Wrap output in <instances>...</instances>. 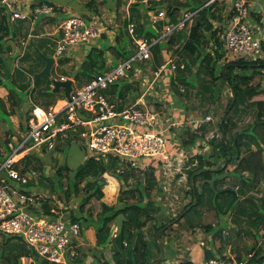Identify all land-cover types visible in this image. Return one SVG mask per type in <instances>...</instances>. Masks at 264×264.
<instances>
[{
  "label": "trees",
  "instance_id": "trees-1",
  "mask_svg": "<svg viewBox=\"0 0 264 264\" xmlns=\"http://www.w3.org/2000/svg\"><path fill=\"white\" fill-rule=\"evenodd\" d=\"M219 5L215 3L212 6L200 9L203 6L201 3L196 8L191 9V12L200 10L192 18L188 33L185 35L179 33V36L173 35L168 41H157L152 46V56L157 63L156 67L168 60V57L166 58L168 54L164 57L163 54L164 50L171 47H174L178 54L185 56V67L183 70L176 71L175 73H170L169 70L166 71V84L174 88L175 84H177L175 96H184L186 94L179 93L180 86H196L184 76L192 63L197 65L196 72L199 76H202L200 81L201 101L207 100L210 103H214L220 98L223 88L226 87L232 90L235 97L234 105L230 108L232 102L230 97L224 111V122L221 125L220 121L216 123L219 133L224 132L225 139L220 138L217 141H213L216 142V145L212 146V154L208 156L198 155L196 167L190 169L187 173L189 187L187 194L191 196L188 211L192 209L196 210L205 201L207 205H210L211 210L214 211L217 217L225 216L233 212V232L237 235L245 233L248 237L254 236L256 238L258 231L264 228V195L258 199L244 198L240 200L235 187H229L230 190L225 191L224 189L226 187H217V185L222 182L224 178L223 174L228 165L234 166L233 170L228 174L237 179L242 185L254 189L260 182L264 181V56L257 61H247L240 57L233 59L228 55L219 36V33H222L224 29L223 27L219 29V27L215 26V23H226L230 15L229 17H223L222 12L224 7ZM168 14H171L170 10ZM8 24L7 17L0 14V41L9 35ZM141 36L148 38L150 42L159 38L157 31L155 32L150 28L143 31ZM128 37L123 36L122 38H117V45L114 47L110 46L109 49H106V47H90L78 69L79 73L81 72L84 77L89 78V82L95 75L105 73L117 67L121 62L129 60L135 54V50L131 49L130 46L133 45L128 42ZM34 46L37 47L36 45ZM107 50H110V53L114 57L109 63L106 57ZM52 53L50 51L49 56H52ZM140 66L142 64L134 63L132 70L139 69ZM31 74L33 73L31 72ZM258 76L260 77V81L254 84L253 81ZM208 77L209 79H207ZM128 80L127 77L117 80L104 91L105 96L110 101L112 97L120 98L121 101L118 104L120 109L125 105L123 101L126 98L131 101L129 102L130 104H133L140 97V93L138 92L139 87L133 88ZM4 84L3 79L0 77V87L4 86ZM27 88L26 85L23 86L24 91ZM34 89L35 87L33 86L31 92ZM48 89L50 90V85L43 91L41 97V104L44 105L45 109L55 105V99L49 100L47 98V95L50 94ZM9 94H11V91ZM172 94L174 95V91ZM258 96H262L263 98L258 101H253ZM173 101L175 100L173 99ZM246 101H250L251 106L253 105L255 107L254 121L247 128L232 133V120L229 119V113L233 112L236 114L239 104ZM174 113L178 121L185 122L187 119L183 112L175 110ZM209 127L207 124L201 125L197 129L198 132L192 133L182 146L190 148L195 145L198 139H204ZM25 131H27V128ZM7 144L8 141L3 143L2 146H6L7 149ZM227 148L231 151L232 158L226 166L215 172L204 171L199 174V171L213 168L221 159L227 158ZM42 156L45 157V151L34 149L14 168L18 169L21 164L25 168H34L35 170L43 171L42 166L39 167L37 165V162L41 160ZM114 160L116 161V159H109V162L105 163L104 159L97 160L89 157L82 165L72 171L73 177L66 185L65 195L67 197L72 193L76 195L80 190L85 196L80 200L77 215L73 213L65 219L70 220L72 223H77L80 226L82 237H84L85 229L89 227L93 228L96 238L95 246L97 248L104 247V249L110 248L112 254L111 260H106L104 257V261L95 259L92 261L93 264H150L160 255L158 241L163 244L160 237L164 232V228L167 226L149 225V222L154 218V214L161 207L151 196L154 190L153 188L159 186L156 169L150 168L148 171H145L144 183L139 182L135 189L122 191L120 197L117 199V203L109 206L102 201L104 194L100 183L104 182L101 177L107 173L123 181V176L112 170L117 169L115 168ZM63 171L70 172V169L68 166L62 165L56 170V177L58 178L56 184L60 190L64 189V184L62 183ZM214 176L222 178L221 180L215 179ZM3 178L4 176L0 174V180ZM43 180H47L46 175H43L41 179L40 184L42 187H44ZM80 185L82 187L78 189ZM206 186H209L210 189L212 188L210 196L207 197L205 196ZM24 189H28V187H24ZM107 189H109L108 186ZM220 190L223 191L220 192ZM47 191L52 194L56 190L48 187ZM157 191L158 194L161 192L158 189ZM92 199L100 201V211L95 216L90 213L83 215V208ZM128 199H133L134 201L129 202ZM195 200L196 204L194 205ZM42 209L46 216L56 218L51 214L49 206L43 205ZM186 210L185 208L183 209L184 214L188 212ZM183 217L184 215L181 218ZM243 221L249 224V229L243 230L240 228L241 222ZM113 222H117L118 228L115 237L107 241L110 236V226ZM146 229L147 231H145ZM252 229H255V231L252 232ZM152 230L153 232L149 233ZM226 236L227 238L223 235L222 243L224 245L229 243L227 240L230 237L228 234ZM6 240L9 243L7 248L1 252L2 264H18V261L21 260L22 262L24 258L32 259L33 263L31 264H53L38 258L32 251L13 238L9 237ZM163 246L165 248L164 244ZM78 253H80L79 248ZM235 256L238 261H243L239 254L236 253ZM247 256L246 264H264V251L261 249L254 248L253 251H249ZM166 259L167 256L153 264H163ZM67 264L84 263L76 257Z\"/></svg>",
  "mask_w": 264,
  "mask_h": 264
},
{
  "label": "built area",
  "instance_id": "built-area-1",
  "mask_svg": "<svg viewBox=\"0 0 264 264\" xmlns=\"http://www.w3.org/2000/svg\"><path fill=\"white\" fill-rule=\"evenodd\" d=\"M151 1L126 0V31L135 45V54L129 60L105 73L95 75L84 86L73 90L70 99L65 100L58 111L36 108L32 116L34 119L30 121L20 144L8 142V150L6 146H0V155L5 154L0 165V174L4 176L0 180V234L18 241L40 259L53 264H67L79 255L78 248L83 245V241L81 228L77 223L62 217L49 218L37 211L38 204L42 209V204L36 199L37 194L31 189H24L37 181V171L21 164L18 169L14 168L28 153L37 148L53 150L59 142L76 136L84 141L89 157L97 160L111 157L131 169L140 168L142 160L160 158L162 164L158 183L163 190V206L169 207L171 211L167 213L173 214L178 197L171 193V189H174V183L187 182V175L182 169L184 160L187 162L195 156L182 154L178 159L168 155L167 148L172 135L169 132L172 129L181 130L184 123L178 121L174 113H170L167 105L159 109L148 108L146 95H150L149 90L160 93L161 87L168 86L166 71L175 73L183 70L184 62L177 63L172 57H168L167 61L152 71L149 79H142L144 91L140 97L121 109L105 96L104 91L130 73L137 78L140 71L132 70L134 63L145 64L150 61L152 46L157 41H168L174 34L187 30L188 24L200 9L215 3L229 2L231 5L228 24L220 35L228 55L233 59L240 57L247 61H257L264 56V33L250 21L247 0H205L198 11L186 12L179 22H167L158 32L159 38L150 42L136 35V24L130 9L134 4H143L149 9ZM55 10L58 8L44 2L31 5L25 0H0V14L6 16L9 23L30 22L32 27L37 19L53 16ZM165 17L164 11H151L149 25L155 28ZM54 35H57L55 56L59 58L74 47L90 44L99 37L100 30L81 16L69 15L63 21H58ZM32 37V33H28L21 46L26 47ZM167 92L172 94L173 91L168 88ZM184 92L185 87L180 86L179 93ZM160 109L166 114L160 112ZM202 124L214 125L215 121L207 116ZM220 138L217 127L208 132L204 139L217 141ZM200 145L207 150L205 143L200 144L198 139L191 151ZM196 164L194 161L189 169ZM189 264H246V261H238L227 253Z\"/></svg>",
  "mask_w": 264,
  "mask_h": 264
},
{
  "label": "rangeland",
  "instance_id": "rangeland-1",
  "mask_svg": "<svg viewBox=\"0 0 264 264\" xmlns=\"http://www.w3.org/2000/svg\"><path fill=\"white\" fill-rule=\"evenodd\" d=\"M184 1L186 2L187 5H184L185 3H183L182 5L180 4V5L170 7L166 3H161L157 7H158V9L163 10L164 12L171 10L170 8H175V14L174 15L178 20L177 22H179L181 19H183V12L186 10H190L196 2V0H184ZM96 2L98 3V5H100L101 7L104 8V2H102L100 0H96ZM38 3H42V2H38ZM44 3H46V2H44ZM150 3H152V2H150ZM46 4L54 7V5H52L51 3H46ZM197 4H199V3H197ZM137 5H139V4H137ZM151 10H153V9H151ZM189 12H191V10ZM57 14H59L58 10H55L54 15H57ZM61 21H63V19H60V22ZM134 22L136 24V28H135V30H136L138 27L137 23L140 24V22L138 20L136 22L135 18H134ZM126 24H127V21H126ZM53 25L54 24H50L48 26L47 33H51L54 31ZM140 28L143 29L142 24L140 25ZM186 32H187L186 30H183V31H181V34L185 35ZM177 35H178V33L174 34V36H177ZM48 37L51 38V36H48ZM46 39H48V38H46ZM132 43H131V45H133V46H130V47H131V49L135 50V45ZM27 46L29 47V49L32 50L33 55L31 57L29 56L28 58H26L24 60V63L22 62V65L28 68V69H25L28 73H31V72L34 74L38 73L40 71V68L38 69V67H36V65H39V67L40 66L42 67L44 65V62L40 58H38L39 57L38 55L35 54L33 48L30 46V43H28ZM51 46L54 47L55 43H52ZM38 48L46 56H49L50 51L46 49L45 45L42 47L39 46ZM54 53H55V51L52 53V55L55 56ZM167 54H168V56H166V58L172 57L177 63L184 62L185 56L178 54L174 47H171L167 50H164L163 57ZM61 57L62 58L65 57V54H63ZM31 59H34L39 64H36L35 66L31 67L30 66ZM60 59L61 58L56 57L57 63L52 70V77H50V78H47V77L38 78L37 79L38 81L35 80L34 77L28 78L27 87L29 88V87H31V85H33L35 87V92L39 91L36 94V96H34L30 92H28L27 91L28 88L25 90V92L22 94V96L24 97L25 96L24 94L27 93L29 96L31 95L30 97L33 100V102L41 103L42 102L41 97H42L43 91L45 89H47V87L49 85H50V89H52V79H54V77L59 78L60 77L59 75H61V73L63 71L64 61L62 62ZM77 64H78L77 67H79V63H76V65ZM76 65H74V66H76ZM156 65H157V63L152 56V59L150 61L146 62L145 64H142V66L139 67L138 70L140 71V73L138 74L137 78L133 73L129 74V76L127 77L129 79L128 81H130L133 88H136L137 86L139 87L138 92L140 93V95H141V92L144 91V87L142 86V82H143L142 79L143 78L149 79V77L151 76V73L155 69ZM18 70L19 69L15 70L16 74L18 73ZM196 70H197V65L192 63L191 66L189 67L188 71L184 75L187 79H189L192 83H194L196 85L195 87H193V86L187 87L186 86L185 92H184V94L185 93L186 94L185 95L183 94L184 96H175L176 95L175 89H176L177 84H175V88L172 87L171 85L166 86V87H161L159 89L160 93H157L156 90H149L150 95L149 94L146 95V100L148 101L147 102L148 108H154L155 107V108L159 109L161 107H164V105H167V107H168V109H170V113L172 115L175 112V110L178 112H183L185 114V116L187 118L185 120V122H183L185 127L182 128L181 130L175 129V130H172L171 132H169V134L172 133L171 141L173 139L176 140L174 134H176V136H178L177 141H175L174 143H180V146H182V144H184V142H186V140L189 139V136L192 133L198 132L197 127H200L201 125H203L202 121L207 116H210L215 121V124L209 125L210 127L206 131L207 132L206 134H208V132H210L211 130L217 128L216 123L218 121H221L220 119H222L225 116L224 115L225 107H226V105L229 101V98H230L229 90L225 87L226 89L225 88L222 89L221 94H220V98L216 102L210 103L207 100L201 101L200 100V96H201V92H200V89H201L200 83L201 82L200 81L202 79L201 78L202 76H199L198 73L196 72ZM57 71L59 73H57ZM65 74L68 75L67 72H65ZM136 75H137V73H136ZM69 77L73 79L72 81H73V90L74 91L81 88L82 86H84L89 80V78H87L86 76L84 77V75L81 72L79 73V71L71 72ZM207 79H209V77ZM259 81H260V77L258 76L257 78L254 79L253 83L255 84V83H258ZM218 84H220V82H218ZM7 87L10 88L8 85H7ZM168 88L171 89L172 91H174V95L169 94L167 92ZM22 91H23V89H22ZM61 93L62 92L50 93L49 95H47V98L49 100L55 99V102L61 101V100H66L64 95H60ZM262 98H263L262 96H258V97H255L253 99V101H258V99L261 100ZM173 99L175 101H173ZM27 101L29 102V100H27ZM117 101H121L120 98L112 97L111 102L116 104ZM123 102H125V105H129L130 104L129 102H131V101H129L128 98H126ZM57 105L62 106V103H57ZM36 108H41V107H38V105H37V107L33 106V108L30 111V117L25 121L23 126L22 125L20 126V129L22 132H25L26 128L28 129L30 121L34 119V117H32V116H33V112ZM50 108L51 107H49L48 109H50ZM254 108L255 107L253 105L251 106L250 101L249 102L246 101L244 103L239 104V107L237 110L238 112L236 114H234L233 112L229 113V119L232 120V122H231L232 133L240 131L242 129H245L253 123V121H254ZM159 111L162 113H165L164 110L160 109ZM174 115H175V113H174ZM26 132L19 139L18 138L14 139V143H17V145L20 144V140L25 136ZM72 141L73 142L71 144H69V142L67 140L64 142H59L58 145L55 147V149H53L55 151H53V150L46 151L44 149L37 148V149L45 151V157L42 156L41 160L39 162H37V165L39 167L42 166L41 168H43V171L42 170H36L37 175H38L37 176V182H39V184L41 183V179L43 178V175L47 176V180H43L44 187L39 188L40 190L37 192L36 199L38 200V203L42 204V207H43V205L49 206L51 210L53 208L55 210V212L59 213V215H60V213H64L67 215L74 213L75 215H77V211L79 210V207H80V205H79L80 200H82V198L85 196V194H83L80 190H79L78 194L74 195L72 193L68 197L64 193L65 189L67 188L66 185H67L68 181H71V179L73 177L72 171L77 169L80 165H82L85 162V160L87 158H89L88 157L89 152L87 150L88 148L86 147L84 141L79 140V138L78 139L74 138ZM214 141H216V140H214ZM202 142L205 143V145L207 146V149H208L205 152V155L206 156L211 155L212 154V146H215L216 142L206 141L205 139H201L200 144H202ZM174 148H175V146L173 147V149ZM177 150H178V147H177ZM198 150L200 152H202L203 146H201V145H200V147L198 146ZM109 159H114V158H111V157L104 158V162L105 163L109 162L108 161ZM1 162H2V159L0 158V163ZM62 165L68 166L70 169V172H65V171L62 172V174H63L62 183L64 184V189L60 190V189H58V186L56 184V182L58 181V178L56 177V170L59 167H61ZM115 168H117V169H112V170H114V172L116 171V173H119L120 175L123 176V178H122L123 181L118 179L119 180V186H118V190H117L118 194L116 197L114 196V199H113L117 203V199H118V197H120L123 190L125 191V189H135L139 182L144 183L145 171L140 170V169H131L128 167H124V164H122L120 162L117 163ZM233 168H234L233 165H228L225 173L223 174L224 178H223L222 182L217 185V187L224 186V187L229 188V187L239 186V187H236L237 188L236 191H238L240 200H242L244 198H246V199H248V198L258 199V198L262 197V195H264V181L260 182L254 189L249 188L245 185H242V183H240L237 179H235L234 177H231L228 174L229 172H231L233 170ZM110 177H112V176L108 173H107V175L104 174L101 177L105 182V185H104V182L100 183V185L102 187L103 194H104V192L106 193L107 186L110 183ZM214 178L221 180L222 177L220 178L219 176H214ZM48 187H50L51 189H55L56 191L51 194L47 191ZM81 187H82V185H80L78 189H81ZM153 189L154 190L152 191L151 196H152V199H155V197L158 194L157 193L158 188L154 187ZM211 189L209 188V186H206V189H205V193H206L205 196L206 197L210 196V194L212 192ZM173 190L175 191V193L180 198L179 209L176 210L175 215H172V213L171 214L167 213L164 209L159 207V210L157 211V213L154 214L153 220H151L149 222L150 226L167 225L164 228V232L161 234V237H160V240L162 242L163 241L166 242L165 244H166L167 248H170V244H171L170 241L172 240L171 236L173 238H176L180 233V231H176V230L181 229V230H186L185 231L186 233L190 232L191 234H196L197 236H199V234H200V237L199 238L197 237L196 241L197 242H203V244H204L203 249L205 250L207 248V253H209V254L212 253L213 255L219 256L218 251L226 252L228 250H231L232 255L235 256L237 253L242 257L243 261H246L249 251L250 252L253 251L254 248L258 247L259 249L264 251V228H261L258 231V235L256 238L254 236L248 237V236H246L245 233L244 234L240 233L239 235H237L232 230V228L234 226V222L232 221V217L234 216L233 212L229 213L225 216L217 217L215 215L214 211L211 210L210 205H207L205 201H203L202 205L198 206V208L196 210L192 209L191 211H188L189 210L188 204L191 201V196L187 194L188 183L186 182V183H181V184H175ZM128 201L133 202L134 200L128 199ZM158 205H159V203H158ZM184 208L187 209L186 211H188L187 213L184 214V217L181 218L182 222L184 221L183 222L184 224L182 226H184L185 229H182L181 224H180L177 226V229H174L171 231V227L173 226V224L178 222V218L180 217L179 215L183 214ZM98 211H100V201H97L96 199H92L90 201V203L83 208L82 213H83V215L90 213L91 215L95 216V214ZM51 212H54V211H51ZM240 228H242L243 230H247L250 228V226L247 222L243 221V222H241ZM221 230H222V232H221ZM145 231H147V229ZM253 231H255V229H252V232ZM152 232H153V230L151 232L149 231V233H152ZM226 234H228L230 238L227 240V241H229V243L227 245H224L222 243V240H223V235L227 238ZM6 238H9V237H5L4 235L0 234V264H2L1 252L3 249L7 248V245L9 243L6 240ZM186 242L188 245H190V242L196 243L195 239H186ZM108 248H105V249H104V247L97 248V246L89 245L88 241H84L83 245H81L79 247L80 253L77 257L84 264H91V263L93 264L92 261L95 259H98L100 261L101 260L104 261V257H105V253H104L105 251L104 250H106ZM227 253L231 254L230 252H227ZM31 263H33L32 259L24 258V259H22L21 264H31Z\"/></svg>",
  "mask_w": 264,
  "mask_h": 264
},
{
  "label": "crops",
  "instance_id": "crops-1",
  "mask_svg": "<svg viewBox=\"0 0 264 264\" xmlns=\"http://www.w3.org/2000/svg\"><path fill=\"white\" fill-rule=\"evenodd\" d=\"M25 1L30 4H34V3L37 4L38 2L51 3L52 5L58 8L59 14L53 15L49 18L37 19L33 23L32 27H31L30 22L17 21L14 23H9L8 24L9 35L4 37L2 41H0V77L3 79L5 83L4 86L0 87V146H2V144L5 143V141L14 143V139L16 138L19 139L26 132V131L22 132L20 129V126L21 125L23 126L25 121L30 117V111L33 108V106L37 107L38 105V107L44 108L43 104L41 105L42 102L41 103L33 102V100L30 97L31 95L29 96L26 93L24 94L25 95L24 97L22 96V94L25 92L24 90L22 91L23 89L22 86H25V85L27 86L28 78L30 77L32 78L34 74V73L33 74L28 73L25 70L28 68L22 65V62L24 63V60L26 58H28L29 56L31 57L33 55L32 50L29 49L28 46H26L27 48L21 46L22 40H24L27 37L28 33L30 32L32 33L33 37L29 43H30V46L33 48L35 54L37 55L36 50L42 53L40 49L37 48L39 46L42 47L45 45L47 50L52 51V52L55 51V46L53 47L51 45L52 43H55L56 45L55 40L57 39V35H54V33L56 30L57 22L60 21V19L67 18L69 15L81 16L87 22L95 24L100 30L99 37L94 39L90 44H87L85 46L74 47L65 53V57L63 58L59 57L61 58L60 60L62 62L64 61V65H63L64 68H63L61 75H59L60 77L59 78L54 77L55 80H59V81H62V80L65 81L67 79L73 80L72 78L69 77V75L73 71H78L90 47H97V48L106 47V49H109L110 46L114 47L117 45V42H116L117 38H120V37L122 38L123 36L128 37L127 35L128 33L126 31L127 24H126V17H125L126 0H100L104 2V8L98 5L96 0H25ZM199 1L196 0L195 4L192 6L191 9L196 8L201 3L203 4L205 0H199ZM151 2H152L150 3L151 7L149 9L147 8V6L143 4H139V5L134 4L130 9L132 18H135L136 22L137 20L140 22V24L137 23L138 27L135 31L136 35L139 38H143L146 40H148V38L142 37L141 34L143 33V31L147 30L148 28L154 30L155 32L157 31L158 33L161 30V28L167 24V22L176 23L178 21L174 15L175 8H170L171 14L169 15L168 11H165L166 17L164 18V20L160 21L157 27L155 28L151 27L148 22L150 12L153 11L155 8H156L155 10L157 11H163V10L158 9L157 7L158 5H160L161 3H166L170 7L180 5V4L182 5L183 3H185L184 5H187L184 0L182 1L181 0H152ZM247 2L250 8V14H249L250 21L256 27H258V29L262 33H264V0H247ZM219 4H220L219 6L224 7L222 16L229 17L231 13L230 3L226 2V3H219ZM190 10L184 11L183 15L186 12H189ZM191 23L188 24L186 33H188L189 31ZM50 24H54L53 25L54 31L51 33H47V30H48L47 28ZM141 24L143 25V29L140 28ZM227 24H228V20L226 23H220V24L215 23V26L219 27V29L223 27V29L225 30ZM179 33L181 32H178V34ZM220 35L221 33H219V36ZM48 36H51V38ZM128 42L130 44L132 43L130 38L128 39ZM34 45H36L37 47H35ZM49 57L54 58L55 56L52 55ZM106 57H107L108 63L114 58L112 53H110V50H107ZM54 59H55V64L53 65L51 69V77H52V70L57 63L56 57ZM76 63H79V67H77L78 64L76 65ZM36 64H39V63L35 61L34 59H31L30 66L33 67ZM44 65L42 67L41 66L39 67V65H36V67H38V69L40 68V71H41ZM16 69H19L17 73L18 75L16 74V71H15ZM65 72H67L68 75H66ZM57 73L59 72L57 71ZM6 84L10 88H8ZM32 89H33V85H31V87H29L27 91L30 92L32 95L36 96V94L39 91L35 92V89H34V91L31 92ZM61 90L62 89H60L58 93L62 92L60 95H64V89L62 91ZM10 91H11V94H9ZM27 100H29V102ZM57 103H62V106H63L65 103V100L55 102V105L51 107L55 111H58L59 109L62 108L61 106L59 109H55V107L59 106L57 105ZM116 104L118 105L119 101H117ZM172 130H175V129H172ZM174 135H175L176 140L175 139H173L172 141L170 140L171 144H169L167 148L168 155L174 158L177 157L178 159L180 158L182 154L195 156L193 159H190L187 162L186 160H184L185 163L182 169L187 175L190 169L196 167L194 166L189 169L190 165L194 161L197 163V156L198 155L204 156L205 152L208 149L207 150L203 149L202 152H200L198 148L195 150L193 149V151H191L192 147L185 148L183 146H180V143H174L178 139V136H176V134ZM74 138H77V137L75 136ZM74 138L67 140L69 144L73 142L72 140ZM174 146L176 149L175 148L173 149ZM177 147H178V150H177ZM4 157H5V154L2 153L0 155V158L2 159V161ZM161 160L162 159L160 158L142 160L140 161L141 167L134 168V169L148 171V169L150 168H155L156 175L158 178L159 170H161V164H162ZM114 162H115V165L119 163L118 160ZM174 186H175V183H174ZM41 187H42L41 184L35 181L29 185L28 190L31 189L33 193L37 194V192L40 190L39 188ZM236 187H239V186H235V190H237ZM157 188L161 192L158 194L157 197H155L156 202L159 203V205H161V207L164 208L166 212L167 211L170 212L171 209L169 207L167 208L163 206L164 205V201L162 200L163 190L159 186ZM171 190H172L171 193H175L173 189ZM117 194H118V191L113 193L110 189H107L106 193L104 192V198L102 199V201L109 206H113L116 204L115 200L113 199H114V196L115 197L117 196ZM179 204H180V198L178 197L175 203L174 212L172 215H175L176 210L179 209ZM37 211H39L40 214L42 213L43 215H45L44 210L41 209L39 204L37 206ZM51 211H54V212H51V214H53L56 218H59V217L68 218L69 217V214L67 215L64 213H60L59 215V213L55 212L53 208ZM183 215L184 213L179 215L180 216L179 218H181ZM48 217L51 218L52 216L51 217L48 216ZM179 218H178V222L173 224V226L171 227V231L174 229H177V226L180 224H181V228L185 229L184 226H182L184 224L183 223L184 221L182 222V220H179ZM110 227H111L110 236L112 238V237H115V234L118 228L117 222H113ZM176 231H180V233L176 238H173L171 236L172 240L170 241L171 243L170 248H167L165 244L166 242L163 241V244L165 245V249H166V256H167V259L164 264H189L192 261L196 263H200L207 257L211 258V257L218 256V255H213L212 253L211 254L207 253V248L205 250L203 249V246H204L203 242L196 241L197 237L198 238L200 237V234L199 236H197L196 234H191L190 232L186 233L185 232L186 230H181V229L180 230L177 229ZM186 239H195L196 243L190 242V245H188L186 242ZM82 241L83 242L88 241L89 245L95 246L96 238H95V232L93 228L89 227L88 229L84 230V237H82ZM256 248L259 249L258 247ZM104 251H105L104 253H105L106 260H111L112 254H111L110 248ZM227 252L231 253V250H228L226 252L218 251V254L219 256H222L224 254H227ZM206 253L207 255L205 256Z\"/></svg>",
  "mask_w": 264,
  "mask_h": 264
},
{
  "label": "water",
  "instance_id": "water-1",
  "mask_svg": "<svg viewBox=\"0 0 264 264\" xmlns=\"http://www.w3.org/2000/svg\"><path fill=\"white\" fill-rule=\"evenodd\" d=\"M37 55L39 56V58L44 62V67L43 69L38 72L33 74V77L35 78V80H37L38 78H42V77H47L50 78L51 77V69L53 67V65L55 64V59L53 57H49L46 56L42 53H40L38 50H36ZM226 81V80H225ZM73 81L71 79H67V80H55L52 79V89H50L48 92L49 93H58L60 91V89H64V96L66 100L70 99V94L73 91ZM229 93H230V97H231V105L230 108L234 105V94L232 92V90L230 88H228ZM225 116L222 118V120L220 121V125L224 122ZM221 138L224 140L225 139V135L224 132L221 133ZM232 158V154L231 151L227 148V158H223L221 159L220 162H218L213 168H207L204 170L199 171V174L206 171V172H215L217 170H219L220 168L226 166L228 164V162L231 160ZM225 191H229V188L224 189ZM223 190H220V192H222ZM196 204V200L194 201V205ZM111 236L108 237L107 241H110ZM158 245L160 248V255L158 257H156L150 264H153L161 259H163L166 256V249L164 248L163 244L160 243L158 241ZM21 260L18 261V264H21Z\"/></svg>",
  "mask_w": 264,
  "mask_h": 264
},
{
  "label": "clouds",
  "instance_id": "clouds-1",
  "mask_svg": "<svg viewBox=\"0 0 264 264\" xmlns=\"http://www.w3.org/2000/svg\"><path fill=\"white\" fill-rule=\"evenodd\" d=\"M107 175V174H105ZM119 180L116 177H110L109 189L115 193L118 190Z\"/></svg>",
  "mask_w": 264,
  "mask_h": 264
},
{
  "label": "bare ground",
  "instance_id": "bare-ground-1",
  "mask_svg": "<svg viewBox=\"0 0 264 264\" xmlns=\"http://www.w3.org/2000/svg\"><path fill=\"white\" fill-rule=\"evenodd\" d=\"M61 106L55 107V109H59Z\"/></svg>",
  "mask_w": 264,
  "mask_h": 264
}]
</instances>
